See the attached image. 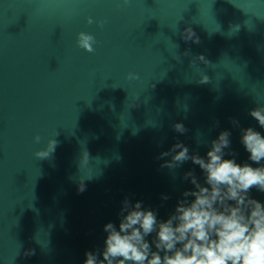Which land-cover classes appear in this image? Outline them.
Instances as JSON below:
<instances>
[{
    "label": "water",
    "instance_id": "1",
    "mask_svg": "<svg viewBox=\"0 0 264 264\" xmlns=\"http://www.w3.org/2000/svg\"><path fill=\"white\" fill-rule=\"evenodd\" d=\"M186 28L198 43L182 39ZM82 31L94 52L77 46ZM257 106L264 0H0V264H84L125 198L167 220L194 187L184 173L204 184L190 160L161 168L177 141L206 158L228 130L225 159L264 165L241 143L242 128L264 135L249 115ZM51 139L55 151L36 158ZM249 196L264 204V192Z\"/></svg>",
    "mask_w": 264,
    "mask_h": 264
},
{
    "label": "clouds",
    "instance_id": "2",
    "mask_svg": "<svg viewBox=\"0 0 264 264\" xmlns=\"http://www.w3.org/2000/svg\"><path fill=\"white\" fill-rule=\"evenodd\" d=\"M87 23L102 27L105 21L89 17ZM182 39L199 42L191 28L184 30ZM76 43L91 53L97 41L92 34L82 31L77 34ZM196 58L208 62L202 55ZM128 78L139 77L137 73H129ZM199 82L207 83L209 78L202 77ZM249 115L264 128V106L250 109ZM231 122L239 126L236 119ZM173 128L180 134L188 131L179 122ZM230 135L228 130L221 131L211 141L206 158L190 154L189 148L179 141L160 153L159 159L171 156L161 168L174 170L189 160L198 165L204 173V184L193 171L184 173L183 179L189 180L194 187L183 192L184 198L177 202L167 220H159L156 211L142 208L141 201L133 204L125 198L118 227L112 222L104 225L103 249L86 252L84 264H264V204L249 196L253 188L264 192V165L238 164L234 158L236 154L231 152L233 158L225 159V150L231 146ZM34 140L40 143L41 137L37 135ZM241 143L250 153L249 160L256 164L264 161V135L259 131L252 127L242 128ZM56 144L54 139L49 140L45 149L34 153L35 157L49 158ZM85 190L84 180L78 181V191ZM168 198L162 197L163 200ZM153 233L150 243L146 238Z\"/></svg>",
    "mask_w": 264,
    "mask_h": 264
}]
</instances>
